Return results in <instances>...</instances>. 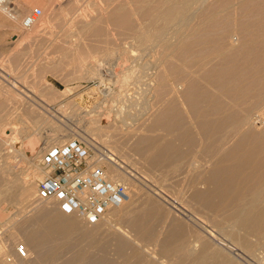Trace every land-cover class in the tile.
<instances>
[{"label":"bare ground","instance_id":"1","mask_svg":"<svg viewBox=\"0 0 264 264\" xmlns=\"http://www.w3.org/2000/svg\"><path fill=\"white\" fill-rule=\"evenodd\" d=\"M70 2L68 1V3ZM232 2V0H212L211 2L207 0H132V7L129 8L127 0H120L109 16L111 23L116 28L122 29V34L118 29L119 34L122 37L123 35H132L133 41L126 39L129 43L135 42L136 46L144 48L141 50L138 47L142 52L153 51L154 44L160 47L158 55L161 56L156 60L159 61V64H155V69L152 67L151 74L147 72L148 74L145 75L147 77L144 78L147 79V82L144 81V85H136L139 90L143 89L141 86H144L145 90L156 93L162 100L157 106V111L153 114L154 110L151 109V118L149 117L150 119L146 122L136 118L139 122L144 121V123L140 122L141 124L138 126L140 128L143 124V132H141L142 130L138 131L137 128V131L141 133L132 134L136 129L130 127L131 135H136L134 138L128 136V140L134 139L133 144L131 140L128 141L131 142L128 143L129 146L132 144L131 151L141 158L148 172L149 170H160L164 176L178 172L182 162L185 165L189 157L190 159L195 157L193 160L197 156L202 160L207 159L208 161L205 162L208 163V167L203 172H199L200 180L196 181L197 183L194 182L196 188L192 187L190 202L181 203L189 208L188 210L186 208L187 211L192 209L191 213L195 212L193 218L200 219L204 224L209 223L210 226L212 225L211 230L214 231L216 228V231L213 233L204 229L203 233H206L204 236L202 232L200 233V228L198 229L200 234L195 230L192 232L194 227L191 230L192 226L184 227L180 220L174 218L176 217L174 214L173 218L169 217L171 211L168 212L167 209L165 212V207L163 209V205L159 204L161 202L152 197L153 193L149 195V193L145 194L143 190L141 191L140 187L148 189L149 186L146 182L142 181L137 185L131 184L130 181H134L139 174L136 175L137 172L134 173V169L127 167V164L119 159L121 156L120 158L127 160L125 157L128 154L125 155V151H122V154L118 148L117 150L114 147L108 149L111 160L106 163V173L112 181L129 183V186L131 185L130 188L128 187L130 196L119 206L120 208L108 209L94 223L83 222L76 214L62 212L56 208L57 206L55 207L56 203L53 201L37 202L32 179L36 173L44 174V172L30 160L32 161L28 166L30 172H25L19 179L5 180L4 174L0 173V188H3L0 189V199L8 203L20 204L24 202V207L31 213L24 220L18 221V225L15 224V231L22 238L21 243L25 246L27 256L25 258L15 256L12 245L2 252L5 256L2 259L6 261V264H251L260 259L259 255L264 258V0H236L238 2H235L236 5L238 4L236 12L246 15L236 21L231 19L229 13V9L233 6ZM10 3V0H3L0 11L9 16L12 21L18 22L21 12L17 11L15 6L11 7ZM58 6L60 8V5ZM245 12L250 16L249 18ZM252 17L256 18L253 20ZM39 18L29 28L23 27L22 21L19 22V25L23 31L30 30L37 25ZM105 19L104 17V21H106ZM78 21L79 26L74 25L75 28H78L74 35L76 39L74 41L77 44L76 51L82 52V56L85 55V57L91 55V61L94 62L100 51L99 47L92 44L88 46L89 42L87 45L84 43L79 45L81 43L78 44L76 41L77 38L82 37L83 33L80 32L85 31V33L97 37L98 45L103 40L102 28L98 25L100 19L96 18L88 23ZM72 23L77 24L69 21L67 24ZM113 26L112 28L115 30V26ZM106 28L109 27L103 29ZM116 30L115 34L119 35ZM106 32L109 31L106 29L105 34ZM108 34L110 35V33ZM233 36H235V40L232 39ZM99 39L100 42H98ZM111 39L113 40V38ZM120 39V42L118 40L116 42L123 46L128 45L127 41L123 43L122 38ZM236 40L237 43H235ZM72 41L73 39L67 40L68 43L73 44ZM135 43H133L134 46ZM114 44L115 42H113V46ZM145 44H153L152 49L148 50L150 45L145 49ZM115 45L118 46V44ZM143 45L144 47H142ZM116 47H113L112 50ZM126 48L121 50L119 47L118 50L111 51L114 54L119 51L115 66L119 65L118 62L121 64L131 61L133 56L131 53L129 55L127 51H131L130 49L133 48L128 47L127 51ZM138 50L136 49L139 53ZM134 52L133 55H135ZM146 53L149 54V52ZM72 57L74 54L68 52L61 59L67 61ZM136 57L132 60L143 58L144 55ZM47 59L50 60L52 57L49 56ZM146 59L148 65V58ZM45 60L43 61L45 62ZM33 63L36 64V60ZM41 63L39 64L41 71L39 73L42 74L44 70H48V65L42 67L47 62ZM94 63L96 64V62ZM140 65L142 66V63ZM131 67L126 68L130 71ZM84 68V74L88 77L87 72L91 68ZM136 72L138 75L139 72ZM98 73L96 74L98 75ZM117 73L119 75V72ZM129 73L125 74L129 75ZM131 77L134 78L133 75ZM131 81L136 82L135 80ZM140 83L142 84V82ZM137 87L133 89L138 91ZM122 88L120 92H123ZM125 89H127L126 86ZM133 89L132 91H134ZM126 97L129 99V96ZM125 98L123 99L126 101ZM133 98L132 96V102ZM119 112L121 113L120 110ZM116 116L119 117L118 114ZM128 116L130 115L127 114ZM3 119L2 117L0 121ZM97 120L99 121V119ZM123 120L121 117V122ZM132 121L131 124L129 123L130 126L134 122ZM101 122L103 125H100V129L98 126L97 128L100 131H102L101 129L108 131L111 122L110 125L107 124V120ZM43 123H45L44 119L39 121L38 118H35L34 121L26 124V132L40 134L38 126L41 127ZM20 127L23 126L20 125ZM10 130L14 134L19 133L16 129V131L14 130V127ZM103 131L105 132V130ZM103 131L100 134H103ZM125 133V138H127V132ZM53 134L57 136L58 133ZM28 135L26 138H20L19 135L11 137L8 142L4 143L7 145L4 147L6 157L9 154L7 158L16 151L18 140L21 142L19 145L22 146L23 159L26 160L35 154H40L33 138ZM111 135L113 136V133ZM112 136L109 135L108 139H111ZM99 137H104V135H99ZM46 140L45 144H49ZM130 147L128 148L130 149ZM42 149L43 147L40 150ZM113 150L116 151L113 152ZM116 152L120 156L117 157ZM195 164L197 162H194ZM194 168L196 167L194 166ZM185 169L183 171L187 175ZM187 169L190 171L189 168ZM130 173L134 174V177ZM181 173L182 176L183 173ZM150 174L152 173L150 172ZM176 175L179 176L177 173ZM171 177L170 179H172ZM5 181L8 182L6 187H4L6 184L3 186ZM137 181L141 180L137 179ZM189 181L187 183L191 185L192 182ZM131 187L135 192L131 191ZM168 192L169 190H167ZM180 207L183 208V206ZM176 209L178 210V208ZM104 218L105 220H103ZM110 219L116 222L111 223ZM81 221L88 225L80 223ZM197 223L199 224V221ZM157 225H161L162 229L160 226V230L157 231ZM213 227L214 229H212ZM102 228L113 236L103 235ZM133 244L134 247L136 244L137 248H139L138 246L142 247V244H149L152 248L146 250V254H144L141 249L139 251L134 248ZM143 247L142 250H144ZM242 259L244 260L242 261Z\"/></svg>","mask_w":264,"mask_h":264},{"label":"rangeland","instance_id":"2","mask_svg":"<svg viewBox=\"0 0 264 264\" xmlns=\"http://www.w3.org/2000/svg\"><path fill=\"white\" fill-rule=\"evenodd\" d=\"M68 1L70 2L71 0H10L11 7L15 6V9L21 12L20 17L18 18L19 19L18 22L12 21L9 16H7L2 11H0V119L2 117L4 118L2 121H0V139L5 140L3 142L0 140V148L3 147L2 149H0V173L4 174L3 176L5 177V180L10 179V178L19 179V177H23L25 172H30V169L28 168V166L29 164L32 163V161H33V164H35L36 166L38 163V157L40 156V154H35L33 157H31L32 159L31 158H27L26 160L23 159L22 157L23 151L21 149L22 146L19 145L21 143L19 142V140L17 141V145L19 146L16 145V148H15L16 151L10 154L11 157L7 158L9 154H7V157H6L5 155L6 150L4 147H7V145H5L4 143L8 142L11 139V137H17L19 135L20 138H26L27 137L26 135L29 134L28 137L33 138V141L35 142V146L38 147L37 151L40 153L43 150L47 149L48 147L58 145V144L65 142L66 140H69V138L70 140L72 139L92 140V141L97 142L99 145L106 148L107 150L114 147L116 150L117 148L118 150H121L120 152L125 151L124 154L125 155L126 153L128 154V156L126 155L125 157L127 160L120 158L121 156L118 155V153L116 152L117 157L120 156L119 159L123 161V163L127 164L126 165L127 167L134 169L135 170L134 173L137 172L136 175L139 174L134 181H130L132 182L131 184L137 185L138 183L141 184L142 181L146 182V184H148L149 186L148 187L149 190L147 188L143 189L142 187H140L141 191L143 190V193L145 194L149 193V195L153 193L152 197H154L156 201L161 202L159 204H161V206L163 205V209L165 207L166 210L164 209V211L166 212L167 209L169 210L168 212L171 211L169 213V217L173 218L174 217L173 214H174L176 216L174 218H177L178 220H180L184 224V227L188 228L187 225H189L190 227L192 226L190 230L194 227L193 230H191L192 232L194 230L198 234L202 232V234L205 236L206 233L204 234L203 230L206 229L214 233L216 231V228L214 229L213 227L212 229H214V231H212L211 230L212 225L210 226V224L207 222L204 224L203 222L200 221V219L198 220L197 218H193V214L195 215V212L192 214L191 213L192 209L187 211L189 208L184 206L181 203L184 201H187L188 203L190 202V199L192 198V197L190 198L191 191L193 189L192 187L195 186L194 182L196 181L198 182L200 180L199 172H203L208 167L207 166L208 163L205 162L207 159L206 160L203 159L204 160L203 161L201 157L197 156L195 159L196 161H195L193 160L195 157L191 159L189 157V159L186 160L185 165L182 162L180 170H179L180 172L179 171L176 172L179 175L178 177L176 173L165 174L164 176V173L161 174L162 172L160 170H152V171L149 170L148 172V169L142 163L141 158L137 156L136 154L132 153L131 151L132 147L130 146L133 144V140H134L133 138L136 136V135H131L132 129H136L135 131L133 130L132 134L134 133L139 134L143 132V127H142L143 124L140 126V128H138V126L141 124L140 122L144 123V121L146 122V120L150 119L151 118L150 116L155 111H157V108H158L157 106L160 105V102L162 100V98L159 97L156 93L154 94L152 92L153 93L152 94L149 91L145 90L144 86H141V88L143 87L145 91L143 89L139 90V87H137L136 85V84H138V86L144 85L143 82L144 81L147 82V79H144L147 77L145 75L148 73L151 74L152 67L153 69H155L156 67L155 64L157 65L159 64L158 63L159 61L157 62L156 60H158L159 59L158 57L161 56L160 54L158 55L160 47L154 44V47H155L154 50L156 51L154 50L152 51L151 49H152L153 44L152 45L149 44L150 46L145 44L146 45L145 49H147L148 48L147 46H149L150 49L148 50H151V51L145 50L146 52H149V54L146 52L144 53L141 51L144 48H141V46H136L137 44L135 42H133L135 43V46L132 42L131 43L128 42L127 39H129V41L134 40V39L132 40L133 38L131 37L132 35L130 36V34H128V36L123 35L122 37L119 34L118 29H120V33L122 32L121 31L122 29L118 27L116 28V26L112 24L111 21L109 20L110 19L109 16L111 15V12L113 11L112 9L116 7L115 5H117V3L120 0H72L73 2L71 1L70 3H68ZM121 1H124V0H121ZM131 1L132 0L130 1L127 0V4L129 3L130 5L129 8L132 7ZM207 1L211 2L212 0L210 1L207 0ZM232 1H233L232 2L233 6H231V9H229L231 19L236 21L238 19L244 18L242 16H246L245 14L240 13L242 14L240 15L239 13L236 12V6H238V4L236 5V3L238 2H236V0H232ZM60 3H62L63 5ZM69 4H73V5L69 6ZM58 5H60V8ZM63 6L66 9L63 10L62 9L64 8ZM35 7L41 9V17L39 18L38 23L32 29L26 30L27 32L23 31L19 25V22L22 21L23 17L32 8H35ZM104 17L106 18L105 19L106 21H104ZM249 17L250 16H248V18ZM96 18L100 19V22H98V25L102 28L103 37L102 36L101 37L103 40H101L100 42V39H99L98 42L100 43H98L97 45V40H98L97 37L91 34L85 33L84 31V32H80V33H83L84 35L82 34V37L77 38V41H76L78 44L81 43L79 45H83V43L87 45L89 42L88 46L92 44L94 46L99 47L100 51L97 54V57L94 61L96 62L95 64L93 61H91L92 60L91 55L90 57L89 56L85 57V55L82 56V52L79 53L76 51L77 44L74 41L75 39L74 35L76 33L75 31H77L78 28H75L76 26L74 25H77V27L79 26L78 25L79 23H77L78 20L80 22L82 21L81 23L83 22L88 23V21L95 20ZM255 18L256 17H252L251 19L254 20ZM68 21L76 22L77 24H74V23H72L73 25L67 24ZM103 21L105 22L106 26L105 24L103 25L104 23ZM107 22H108V25H107ZM113 25L115 26V30L117 29L116 32L118 31L119 35L115 34V30L114 28H112ZM60 26H63V27H60ZM107 26L109 28H106V29L109 32H106L105 34L106 29H103V28ZM111 28L112 30H110ZM108 33H110V35ZM123 34L125 33L123 32ZM108 35H109L108 39L111 41H107L108 39L106 40ZM110 36L111 38H113V40L110 38ZM116 36H118L117 39L116 38L114 39V37ZM119 37L122 38V42L124 41L123 43H126L127 41L129 46L127 44L123 46L120 43H117L118 41L119 42L121 41ZM70 39H73L72 42H74L75 44L68 43L67 40L70 41ZM232 39L235 40V36H233ZM113 42H115V44H118V46L116 47L115 44L113 46ZM237 42L238 41L236 40L235 43ZM130 44H132V46H130ZM126 45H127V48L125 47ZM133 46L135 49L133 48ZM113 47H116L113 50L115 49L118 50L119 47H121V50H124L126 48V51L129 50L128 47L130 48L132 47L133 49H130L131 51H127L129 55L131 53L133 56L131 57V61L129 60L131 63L129 61H126L121 64L120 62H118L119 65H116L117 66L116 67L114 64L116 62L115 60H117V57H118L117 55L119 51L115 52V54L112 53L111 51H113L112 50ZM138 47H140L141 50ZM142 47H144V45ZM136 49H139L138 51H140L141 54H139L140 52L138 53ZM132 51L133 52L135 51L134 52L135 55H133ZM68 52L74 54V57H72V59L67 60V61L62 60L61 58ZM150 54H151V57H149ZM142 55H144L143 58H138V59H135L134 61L132 60V58H135L136 56L140 57ZM49 56L50 58L52 57V59L50 60L47 59L49 58ZM44 57H47V58H44ZM146 58H148V61H149L148 65L146 64L147 63ZM35 60H36V64L33 63V61ZM43 60H45V62H47L48 64L47 63L45 64ZM143 60H145L146 62ZM40 63L45 64V65H42V67L48 65V70H44L42 74L39 73ZM141 63H142V66L140 65ZM110 64L112 65L110 66ZM131 64H132V67H131ZM143 64L146 66H144ZM37 65H38V68H36ZM54 66L55 68H53ZM125 66L128 68L131 67L132 70L130 69V71L132 72L133 77L136 79L131 77L132 76L131 72ZM135 66H137L136 68L138 70L134 68ZM143 66H144V69H143ZM84 67L91 68V70L87 72L88 77L87 75L84 74V71H85ZM108 68L110 71L112 70V72H110ZM139 69L141 70V72L144 71L142 75ZM133 71L134 73L135 71H138L139 72L138 75L140 76L137 75V72L134 74ZM117 72H119V75H117L118 74ZM96 73H98V75L100 74L99 77ZM125 73L127 74L129 73V75ZM137 76H138V79H137ZM115 77L118 78L119 80L118 79L116 80ZM126 78L129 80V82ZM130 79L133 81L135 80L136 82H132ZM139 79H142V80L138 81ZM126 80L128 82V85H127V82L123 83V81H126ZM118 82L120 85L118 84ZM140 82H142V84ZM122 84L123 85L125 84L124 87ZM130 85H132L133 87L131 88ZM118 86H119V89H118ZM125 86L127 89H125ZM134 87L135 89L137 87L138 88L137 90L139 92L133 89ZM121 88L123 92H120ZM132 89L134 91H132ZM133 92H135L136 94ZM124 93L126 96H129V99L124 95ZM131 94L135 98V99L133 98V102H132ZM122 97L123 98L126 97L125 99L127 100L125 101ZM151 109L154 111L152 112ZM119 110L121 111L122 115L119 112ZM114 113L115 115L118 114L119 117L116 116L117 117L116 118ZM127 114L130 116L127 117ZM114 117L118 120H116ZM121 117H122V120L124 119L122 121L123 123L121 122ZM126 117L127 118L131 117L133 121L136 118L138 120L142 119L144 121L139 122L136 119L138 122L136 120H135L136 122L135 121L133 122L131 118L127 119ZM144 117H146V119H144ZM35 118L36 119L38 118L39 121L43 119L45 120V123L41 124V127L40 125L38 126V129H39L38 133L40 134H35V133L30 134L26 132V129H25L26 124H28L30 121H34ZM97 119H99V121ZM102 120L103 121L107 120V124L109 123L108 125H110V122H111L112 126L110 125L108 127L109 128L112 127V128L109 129L107 127L108 131H106L107 129H101L102 131L105 130V132L103 131L104 133L100 134L102 133V131L99 130L100 125H103L101 122ZM129 120H131L134 123V126H133V123L130 126L131 121ZM136 123L138 124L136 125ZM20 125L23 127H20ZM97 126L99 127V129L97 128ZM12 127H14V130L16 129L19 133L14 134L10 130V128ZM130 127L132 129H130ZM137 128H138V131H141V130L142 131L138 132ZM54 129H56L55 132H53ZM129 129L131 130V132ZM109 132H111L109 134L110 136H112L111 134L113 133L112 137H114L115 140L112 137L111 139H108ZM125 132H127V138H125L126 137ZM53 133L55 134L58 133V134L56 136ZM105 134H107L108 136L106 135L105 137ZM99 135L101 136L104 135V137H99ZM129 135L130 137H133V138L128 140ZM48 136L52 138L49 139ZM63 136H65L64 137L65 139L62 138ZM45 139L48 140L46 141L49 144H45ZM126 139H127V142H125ZM113 140L114 142H112ZM130 140L132 141V144H130L129 146L128 143H131V142H128V141ZM42 147L43 149L40 150ZM128 147H130V149ZM116 150H113V152ZM107 154H109V152ZM194 162H197L198 167H197V164L194 165ZM194 166L196 168H194ZM187 168H189L190 171ZM183 169L186 170L187 175L183 171ZM150 172L152 174H150ZM197 172H198V175L196 176ZM180 173L182 174V176L180 175ZM188 173L190 176L188 175ZM130 174L132 175V173ZM158 174L162 176L159 177ZM35 175L36 176L33 177L32 179V184H33L32 186L34 187L33 191L36 192V182L44 174L40 172V173H36ZM132 176L134 177V174ZM139 176H142L144 178H140ZM163 176H164V182L162 180ZM170 176H172L171 177L172 179H170ZM165 177H166V180H165ZM137 179H140L141 181L138 182ZM191 180H195V181H191ZM169 181H170V184L168 183ZM187 181L192 182L191 185L190 183H187ZM7 184L8 182L5 181L3 186L5 185L4 187H6L8 186ZM125 185L129 188L131 186V185L129 186V183L127 184L125 183ZM181 188L183 189L181 190ZM184 188L187 189L186 190L187 192L185 191ZM195 188L196 186L194 187V189ZM0 189H3V188H0ZM166 189L169 190L168 193ZM177 190L180 192H178ZM131 191L135 192L132 187H131ZM15 203L13 202L8 203L5 200L0 199V264H6V261L2 259L3 257H5L2 254L3 250L6 251V249H9L13 245L12 251L15 254V250H14L15 245L17 243H21L22 238L17 233V231H15L16 230L15 224L18 225V221L24 220V218L28 217L31 214L29 211H27V208L24 207L25 206L24 202H21L20 204H17V203L15 204ZM43 204H41V206H43ZM179 205L183 206V208L180 207ZM55 207L59 209L57 204L55 205ZM176 208H178L179 211ZM168 212H167V215H168ZM105 218L107 219V216ZM105 218L103 220H105ZM196 219L197 221H199V224L197 223ZM110 221L111 223L116 222L111 219ZM80 223H82V221ZM160 226L161 225H157L158 227V228L156 227L157 231L160 230L159 229ZM161 229H162V226H161ZM198 229L200 233L198 232ZM101 232H103V235L113 236L111 233H109L107 230L103 228L101 229ZM141 246L142 247L144 246L143 247L144 250H142V247L140 246H138L139 248H137L136 244L134 247V244H133L134 248H136L137 250L141 249V251H143L144 254H146L145 252L146 250L148 251L149 249L152 248V246L149 244H144V245L142 244ZM259 256H260V259H258L259 261L254 259L256 260V261L253 260L255 263H251V264H264V258L263 257L261 258V255ZM243 260L244 259H242V261ZM23 264H28V263H23ZM43 264H46V263H43Z\"/></svg>","mask_w":264,"mask_h":264},{"label":"built area","instance_id":"3","mask_svg":"<svg viewBox=\"0 0 264 264\" xmlns=\"http://www.w3.org/2000/svg\"><path fill=\"white\" fill-rule=\"evenodd\" d=\"M40 16L41 9L32 8L22 19L23 27H31ZM108 152L86 139L67 140L43 150L37 166L44 175L36 182L35 200L54 201L62 212L74 213L89 223L96 222L108 209L121 206L129 199V188L108 178ZM14 250L20 258L27 256L22 243H17Z\"/></svg>","mask_w":264,"mask_h":264}]
</instances>
